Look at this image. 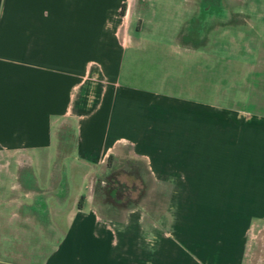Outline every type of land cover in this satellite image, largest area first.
Returning a JSON list of instances; mask_svg holds the SVG:
<instances>
[{"label":"crops","instance_id":"obj_1","mask_svg":"<svg viewBox=\"0 0 264 264\" xmlns=\"http://www.w3.org/2000/svg\"><path fill=\"white\" fill-rule=\"evenodd\" d=\"M145 1L0 0V163L13 165V178L36 177L32 163L48 162L49 147L55 148L57 158L63 157L59 153L68 140L66 130L73 137L67 156L82 178H90L92 166L127 148L146 159L158 181L199 180V203L176 215L175 203H167L157 217H149L140 204L119 215L102 213L89 190L78 193L84 195L83 203L76 200L66 228L36 264L244 262L248 229L259 210L254 195H264V179L252 183L247 174L241 181L232 158L221 173L206 156L195 161L204 162V170H177L178 162L193 160L177 154V147L191 141L176 138L177 131L187 129L175 116L208 113V103L202 101L207 97L203 49L179 39L171 44L144 40L139 32ZM205 1L187 0L200 31ZM148 47L164 50L184 72L171 81L183 82L178 91L145 87L126 74L129 65H140ZM65 120L71 122L66 128ZM216 173L213 194L228 196L231 202L208 201L207 183ZM175 189L171 186L169 195ZM0 264L31 263L0 258Z\"/></svg>","mask_w":264,"mask_h":264},{"label":"rangeland","instance_id":"obj_2","mask_svg":"<svg viewBox=\"0 0 264 264\" xmlns=\"http://www.w3.org/2000/svg\"><path fill=\"white\" fill-rule=\"evenodd\" d=\"M127 2L132 5L133 0ZM205 2L207 8L203 10L202 18L206 16V20L203 22L202 19L201 31L197 27L198 21L190 18L191 8L187 0H146L143 5V24L139 35L144 40L171 44L179 39L192 47L202 44V75L207 78V97L202 101L208 103V113L175 116L176 122L187 129L177 131L176 138L182 135L186 142L187 139L191 141L190 146L177 147V154L181 152L193 160L190 164L178 162L177 170L188 166L194 171L204 170L206 164L195 161L206 156L208 162L214 167L216 165V171L221 173L228 165L227 159L232 158L241 181L245 182L249 174L252 183L256 179L262 183L264 0ZM135 22L133 20V27ZM127 72L145 87L163 85L178 91L179 85H184L180 81L177 82L179 85L171 82L176 75L184 77V72L177 70L174 59L161 48L160 51L146 48L140 65H129ZM70 123L65 120V128ZM64 134L68 140L59 153L64 156L57 158L55 148L49 147L48 162L44 160V164L40 165L36 161L32 163L31 170L36 177L21 174L13 178L10 173L13 171L10 166L13 165L8 167V163H0V258L31 264L41 262L66 228L76 200L78 204L83 203L84 195L78 197L77 194H85L88 190L93 196L92 203L100 212L112 215H119L128 207L140 204L149 217H157L167 203H175L176 215V212L183 213L188 204L199 203L200 195L196 193L198 179L158 181L151 174L146 159L132 155L127 148L107 156L103 162L88 170L90 178H82L71 162V156H67L72 150L71 132L65 130ZM219 173L207 183L208 201L221 202L225 199L231 202L228 196L213 194L218 188ZM171 186L176 189L174 194L169 195ZM188 189L191 193H182ZM240 190L243 191L242 188ZM254 197L259 210L248 229L243 264H264V195L255 194ZM10 203L15 204V210Z\"/></svg>","mask_w":264,"mask_h":264},{"label":"trees","instance_id":"obj_3","mask_svg":"<svg viewBox=\"0 0 264 264\" xmlns=\"http://www.w3.org/2000/svg\"><path fill=\"white\" fill-rule=\"evenodd\" d=\"M110 195L109 190L107 189V196Z\"/></svg>","mask_w":264,"mask_h":264}]
</instances>
